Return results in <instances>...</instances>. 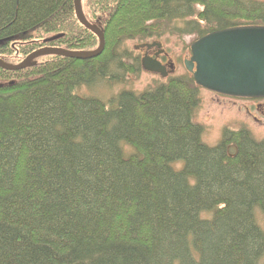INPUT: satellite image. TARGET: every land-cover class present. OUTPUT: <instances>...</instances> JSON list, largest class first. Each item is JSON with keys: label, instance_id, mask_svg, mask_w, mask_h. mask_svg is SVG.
I'll return each mask as SVG.
<instances>
[{"label": "trees", "instance_id": "16d2710c", "mask_svg": "<svg viewBox=\"0 0 264 264\" xmlns=\"http://www.w3.org/2000/svg\"><path fill=\"white\" fill-rule=\"evenodd\" d=\"M81 5L106 37L98 58L0 69V264H262L264 140L224 128L208 145L189 73L106 100L80 92L144 70L128 42L264 25V0ZM46 45L96 50L99 39L74 0H0V56L22 62Z\"/></svg>", "mask_w": 264, "mask_h": 264}, {"label": "water", "instance_id": "95a60500", "mask_svg": "<svg viewBox=\"0 0 264 264\" xmlns=\"http://www.w3.org/2000/svg\"><path fill=\"white\" fill-rule=\"evenodd\" d=\"M81 3L82 0H74L75 15L82 27L99 38L97 50L75 52L45 46L27 56L20 64L11 65L1 59L0 69L21 71L33 66V60L44 55L75 60L98 58L106 49V37L104 31L92 25L85 16ZM59 37L54 36L48 41L52 42ZM155 45L162 47L155 43L143 44L141 47L152 48ZM191 55L185 66L198 86L225 96L249 99L264 97V25L229 28L205 35L193 43ZM142 66L148 72L167 76L166 67L153 57L144 56Z\"/></svg>", "mask_w": 264, "mask_h": 264}, {"label": "rangeland", "instance_id": "374dc122", "mask_svg": "<svg viewBox=\"0 0 264 264\" xmlns=\"http://www.w3.org/2000/svg\"><path fill=\"white\" fill-rule=\"evenodd\" d=\"M35 35V34H33ZM51 35L43 36L41 39L47 38ZM96 37V36H95ZM99 39V38H98ZM197 36L186 35L184 37H178L175 34H171L169 31L165 33L160 39H151L144 42L130 41L126 44V48L132 51L134 57L143 58L142 52L136 49L143 43H152V41L159 42L162 44L168 52V55L172 59L174 66V71L168 76V78H162L157 73H151L143 70L138 76L131 75L127 82L121 84H111V87H99V89H83L81 94L89 95L92 93H100L103 99H110L111 96L116 95L121 92L122 89L135 90L137 92H143L146 89H152L160 83H164L171 76H183L187 72V67L185 66L186 59L191 57V45ZM94 51V50H90ZM18 55V54H17ZM16 54L13 56L1 55L0 59L4 58L5 61L10 63H16L20 60L17 58ZM21 62L19 61L18 64ZM6 82V80L0 81V83ZM90 91L91 93H89ZM201 104L194 116L196 123H200L205 127V133L203 135V140L208 145H216L221 141L224 128L240 130L242 127L248 128L254 138L257 140H264V119L260 111L253 106V102L247 99H236V98H226L223 96H217L211 91L201 89L200 92ZM260 117V121H257L256 117ZM179 166H176L179 168ZM256 217V222L260 225L264 233V214H262L261 209L257 208L254 212ZM262 264H264V255L262 259Z\"/></svg>", "mask_w": 264, "mask_h": 264}, {"label": "flooded vegetation", "instance_id": "af4514ba", "mask_svg": "<svg viewBox=\"0 0 264 264\" xmlns=\"http://www.w3.org/2000/svg\"><path fill=\"white\" fill-rule=\"evenodd\" d=\"M142 55H148L150 57H154L156 59H158L162 65H165L167 67L168 73L171 75L172 73V67H173V63H172V59L171 57L168 55L167 50L165 49V47L163 46V48H159V47H152L151 49L148 48H143L141 49ZM215 95L222 96V95H218L216 93H214ZM226 97L228 99L233 98V97H227V96H223ZM251 102H253V106H256V108L260 111L263 119H264V98L262 99H252L249 100ZM257 121H260V117L255 116Z\"/></svg>", "mask_w": 264, "mask_h": 264}, {"label": "bare ground", "instance_id": "6f19581e", "mask_svg": "<svg viewBox=\"0 0 264 264\" xmlns=\"http://www.w3.org/2000/svg\"><path fill=\"white\" fill-rule=\"evenodd\" d=\"M87 51H90V50H87ZM87 51H84V52H87ZM145 70V69H144ZM146 71V70H145Z\"/></svg>", "mask_w": 264, "mask_h": 264}]
</instances>
